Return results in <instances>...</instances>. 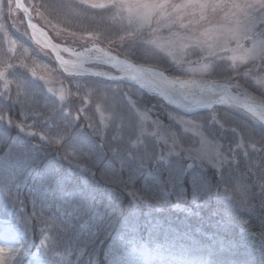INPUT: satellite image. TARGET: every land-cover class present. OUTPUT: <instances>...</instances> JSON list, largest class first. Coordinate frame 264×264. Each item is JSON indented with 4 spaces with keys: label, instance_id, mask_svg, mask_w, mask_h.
<instances>
[{
    "label": "snow or ice",
    "instance_id": "1",
    "mask_svg": "<svg viewBox=\"0 0 264 264\" xmlns=\"http://www.w3.org/2000/svg\"><path fill=\"white\" fill-rule=\"evenodd\" d=\"M83 8L100 9L97 5L104 3V0H77ZM82 9L72 6L68 0H31L29 8L30 15L27 18V28L21 32L28 38L40 51L50 54L56 62L55 68H50L48 64L39 61L33 54V49L26 44L21 43L10 34H5L0 38V98L5 101L11 100L13 103L21 104V115L26 116L24 105L33 102L35 90H30L28 82L18 77L16 69H25L34 78L44 81L47 91L60 101L57 109L59 119L65 123L71 124L79 119V115H84L85 120L89 121V126L95 128L91 117L85 113L87 106L95 102V110L99 115L101 127L96 131L103 137V129L108 126L110 121L123 120L120 112L116 111L114 106L107 103L108 100L121 93L125 88L122 82L136 79L138 83L152 95H162L169 105L177 109H182L185 113H194L200 109L209 110V124L213 122L219 124L221 128L224 123L218 118L219 108L224 106L233 109L242 115L247 116L253 123L264 126V110L255 115L252 111L255 101L251 93L244 88V84H233L230 81H206L185 82L181 87L174 88L167 85L155 77L136 71L133 67L119 62L112 54L98 49L95 44L89 43L93 40V33L84 24V17L81 15ZM91 19V18H89ZM162 19L172 24L181 19L179 14L170 15L164 13ZM80 21L83 26H73L72 21ZM21 31V29H17ZM49 30L59 37L62 41H84L83 46H76L75 43H56L49 35ZM255 59L264 56V46L257 45L252 51ZM257 71H264V65H255ZM59 73H63L62 80ZM247 77H245V82ZM110 82V83H104ZM73 85V88L67 87V84ZM87 87V91L84 90ZM237 88L242 90L237 91ZM70 97H76L82 101L79 107V114L73 110L64 107L65 102ZM127 107L135 112L137 117V127L141 133L147 131L146 123L150 120L149 111L140 110L138 101L131 95L125 96ZM71 107V105H69ZM170 120L180 125L184 132H191L193 136L199 137L198 146L196 142L187 148L183 147L177 134L174 131L165 132L158 120H153L154 131L151 135L157 139L163 140L167 145L169 137L171 144L165 155L142 157V162L153 160L154 165H163L170 162V157H178L181 154H187L188 158L194 163L200 159H207L209 162H215V166L220 167L222 163H227V156L221 152L219 143L205 136L201 130L204 125L196 119H185L183 116L168 113ZM0 125L11 127L15 125L21 133L31 128V125L25 126L23 123L16 122L13 117L8 115V111L0 105ZM232 132H237L233 127ZM28 136L35 133L27 131ZM45 137L41 136L43 140ZM60 139L56 143H60ZM83 139L80 135L73 136L69 143L74 153L78 152L83 146ZM235 149H244L243 139L235 144ZM117 152V148L112 149ZM235 152H233L234 155ZM191 170L190 183L192 186V200L198 201L202 192L198 187V181L203 177L194 168V164H189L187 169H182L178 176L169 177L170 182L176 183L181 180L186 172ZM0 192L9 197L11 207H0V234L11 236L15 246H4L0 244V262L2 264H24V259L28 258V264H33L31 259L30 245L32 241L27 236L28 226L33 218L37 217L42 207L47 206L56 200H65L66 198H76L78 209H83L89 214V220L81 224L79 230L85 231L91 229L95 221V214L92 213L86 204L83 195L75 192H65L62 185L49 191L43 184L30 190L29 200L32 203L33 211L29 215L25 211V201L21 198V186L16 182V175L11 171L0 170ZM184 195L181 190V196ZM59 216L54 215L47 226V230L40 228V240L38 248L49 257L52 264H57V255L53 253L67 248V252L59 254L61 264H69L72 257V249L69 242H63V234H66L72 227L70 220L65 219V214L59 208ZM245 224L247 221H243ZM23 226V227H22ZM264 236V233L261 234ZM78 237V236H77ZM83 255V250L77 254L74 264H79V259Z\"/></svg>",
    "mask_w": 264,
    "mask_h": 264
},
{
    "label": "clouds",
    "instance_id": "2",
    "mask_svg": "<svg viewBox=\"0 0 264 264\" xmlns=\"http://www.w3.org/2000/svg\"><path fill=\"white\" fill-rule=\"evenodd\" d=\"M97 7L103 10L99 23L83 22L93 33L89 43L136 71L174 88L193 80L230 81L244 84L247 90L246 85L264 92V71L255 68V65H264V56L255 59L252 55L257 45L264 46V0H104ZM164 13L179 14L181 19L168 24L162 19ZM81 15L85 17L87 13L82 10ZM72 23L83 26L80 21L73 20ZM73 43L80 47L85 42L68 44ZM122 83L125 88L120 90L121 93L135 97L139 106L143 105L142 98L146 95L157 98L155 108L165 109V105H169L162 95H152L135 78ZM84 90L87 91V87ZM251 95L255 101L252 109L255 115L264 110V96ZM143 110L150 112L152 108L145 105ZM257 144L252 143L249 147L253 151L264 150V144L259 147ZM196 162L201 166L215 165L207 159ZM237 163L236 156L232 155L229 170L235 169ZM22 172L23 169H18L12 173L17 179ZM218 175L222 179L221 173ZM246 179V175H238L235 187L247 194L244 201L247 210L256 211V205L251 203L256 196L261 198L260 208L264 209V175L254 179L255 193L251 191L252 185L244 182ZM44 187L49 191L55 189L49 188L47 183ZM86 204L92 211L93 206ZM78 210L88 214L83 209ZM53 216L47 214L44 206L35 220L47 230ZM95 227L96 231H90L87 238L76 237L69 241L72 249L69 264H74L81 249L83 255L79 264H116V250L125 248V241L117 234L98 245L99 225ZM144 241L151 251L123 264H227L228 261V252L221 249L217 238H208L198 231L189 230L187 234L177 236L163 229L152 232L151 236L146 234ZM66 252L67 248L52 255ZM237 264L246 262L237 260ZM259 264H264V259Z\"/></svg>",
    "mask_w": 264,
    "mask_h": 264
},
{
    "label": "trees",
    "instance_id": "3",
    "mask_svg": "<svg viewBox=\"0 0 264 264\" xmlns=\"http://www.w3.org/2000/svg\"><path fill=\"white\" fill-rule=\"evenodd\" d=\"M92 14L94 15V13ZM94 16L97 17L89 19V17L85 16L84 18L89 19L86 21L89 24L99 23V18L102 15ZM49 34L54 41L61 43L51 30H49ZM33 51L35 57L42 61H48L45 52L40 51L36 46ZM15 74L27 82L33 81L31 75L25 69L18 68ZM59 76L64 78L63 73H59ZM33 86L35 87L30 89L35 90L33 102L24 105L26 116L21 115L20 103H13L11 100L5 101L0 98V105L8 111V115L13 117L16 122L23 123L25 126L31 125L30 129L27 127L26 129L35 133L36 136L34 135L32 142L35 143L37 148L29 150L28 147H24L25 145L19 143V137L23 134L15 125L11 127L0 125V170L14 172L18 169H23V172L16 179V182L21 186V191H24L26 187H32V180H38L40 176L48 175L57 184L62 185L63 189L67 188V191L71 190V192L83 195L85 201L89 197V204L99 209L101 213L99 215L95 213L96 218L91 229L81 232L79 227L89 220V214L78 212L77 217L81 219L80 222H72V227L66 233V236L71 240L77 236L87 238L90 231H96L95 225L97 224L99 225V233L96 238L98 245L101 241L107 242V239L117 234L125 243L136 240L146 245L144 241L146 234L151 236L152 232H160L163 229L166 233H174L159 225L161 224V212L175 211L172 208L174 192H170L169 187L160 180L162 176L157 180V173L165 175V165L160 166L158 171L154 172L156 174L149 175L142 169V166L137 165L132 159L125 156L124 152L117 151L114 154L118 155L114 157L107 147L113 149L119 148V146L115 147V144H106V141L113 140V135H107L103 139L101 134L96 131L98 126L95 125V128L90 127L89 121L85 120L82 114L73 123H65L59 119L57 111L60 101L49 93L42 83L34 82ZM144 97L148 101H157L155 97L150 98L147 95ZM112 101L117 103L118 100L112 98ZM64 107L79 114V108H68V105H64ZM85 113L91 117L92 123L95 124L98 121L95 110L93 111V109L89 108ZM204 114L207 113L205 112ZM253 128L260 131L257 127ZM108 131L112 133L111 130ZM76 135H80L84 141L83 146L79 150L83 151V153L79 156L84 167L88 169L83 173L88 177V184H81L80 180L66 181L62 179V182L56 180L57 176L54 167L58 168L57 166L61 164L62 170L67 169L68 164L65 163L67 161L65 159L69 158L68 150H72L69 143L71 138ZM41 136L45 138L42 140ZM60 137H63V139L58 144L56 140L60 139ZM236 158L238 163L235 169L229 170L227 166L220 170H209L210 174L203 176V181L200 180L198 182L207 183L210 180L214 182L215 192L206 194L208 199L206 202L200 206H194L189 213H177L175 211V214H183L177 216L186 218L189 230L198 231L206 237L208 235L215 236L222 238L224 241L231 240L230 242L236 243V245L243 244L254 249H260L262 259H264V236L261 235L264 233V209L260 208L261 198L259 196L253 197L251 203L256 205V211L250 212L244 204L247 194L237 191L235 187L238 175L244 174L247 177L244 182L252 185L251 191L253 193L257 191L254 179L264 175V150L250 151L248 156L245 157L239 152ZM102 168L112 171L113 176L117 180L123 178H125L124 180H131L135 188H138L143 181H146L149 189L157 193L159 204H156L161 207L160 210L156 207L150 208L151 211L159 213L157 222L154 219L147 221L148 219L144 218L143 220L138 217H143L142 214L133 213L135 208L131 197L124 190L113 186L105 180L100 171ZM218 172L221 173L222 179L219 177ZM90 187L98 189V191H94L93 196H88ZM191 187L190 178L187 175L184 188L188 190L189 194ZM188 197L190 198V195ZM8 203L11 202L7 196L0 192V207L7 206L10 208ZM228 217H232L233 220L228 221ZM69 220L71 221V219ZM226 220L231 224H228ZM239 220L242 224L237 222ZM243 221H247V223L245 224ZM173 223L174 226H179L176 222Z\"/></svg>",
    "mask_w": 264,
    "mask_h": 264
},
{
    "label": "rangeland",
    "instance_id": "4",
    "mask_svg": "<svg viewBox=\"0 0 264 264\" xmlns=\"http://www.w3.org/2000/svg\"><path fill=\"white\" fill-rule=\"evenodd\" d=\"M24 1L28 2L29 6L31 5V0ZM68 2L74 7L81 8L84 12L87 13V17L89 18H96L97 16L94 15L98 14L103 15L102 9L83 8L78 4L77 0H68ZM92 13H94V15ZM84 20L88 21L89 19L84 18ZM26 28L27 27L25 25L23 16L14 6V0H0V38H3L5 34H10L21 43L26 44L34 50L35 45L32 44V42L28 40L27 37L21 34L23 30H26ZM17 29H21V31H18ZM57 39L61 41V43L71 42L70 40L62 41L59 37H57ZM46 56L48 57V61H42L41 59H38L37 57L36 58L39 61L48 64L50 68H55L56 63L51 55L48 54ZM31 78L33 79V81L28 82L30 89H32V87H35L33 86L34 82H40L42 83V85H44V81L40 80L39 78H34L32 76ZM61 79L63 80L64 78ZM67 87L71 89L73 88V85L68 83ZM246 87H248L249 92H251L253 95L258 97L264 96V92H261L259 88H254L247 85ZM149 97L154 98L152 96ZM112 98L114 100H118L117 103L112 101ZM142 99L143 105L140 106V110H143V106L145 105L149 108H152V111L149 112L150 120L146 123L147 131L143 133L139 131L137 127V117L135 116V112L128 109L126 99L123 98V93H120L116 96L111 97L107 103L114 106L115 110L121 113V115L123 116V120L110 121L108 123V126L103 129V139H105V136L107 135H113V140L106 141V144H115V147L119 146V148H117V151L124 152L125 156L132 159L137 165L142 166V169L149 175L156 174L154 172L158 171L160 166L165 165V175H163L162 173H157L156 175L158 176V178H156L157 180H159V178H161L162 176L160 180H162L164 184L169 187L170 192H174L175 196L173 198L172 208L177 213H189L192 211L194 206H200L201 204L206 202L208 200L206 194L215 192V186L212 180L208 181L207 183H198V187L200 188L202 195L198 199V201L194 202L191 196L192 187L190 190V194L188 190L184 188L186 176L189 175L190 178L191 170L186 172L183 178L176 183L170 182V176H178L182 169H187V166L189 164H194V168L200 173L202 177L205 175H209V170H220L223 167H227L228 163L230 162L231 156L233 155V152H235V156H237L240 152L245 157L248 156L250 151H253L249 147L250 144L258 142V147L260 144H264V129L253 125L248 120L236 115L231 111L226 110L225 108L218 107V118L222 123H224V127L221 128L219 124H215L214 122L212 124L208 123V121L210 120L209 110L206 111L207 114H204L205 112H202L199 114L188 116L174 110L168 105H165V109L155 108L153 107V105L156 104V101H148V99L146 100L145 97H143ZM80 104H82V101L78 100V98L76 97H70L69 100L65 102V105H68V108H79ZM69 105H71V107H69ZM89 108L93 109L94 111L95 102L90 103L85 111H87ZM169 112H172L179 116H183L185 119H196L199 123L203 124L204 127L201 130L209 139H212L215 142L219 143L221 152L229 158L228 162L222 163L220 167L212 164H205L204 166H201L198 162L194 163L191 159L188 158L187 154L183 153L178 157H170L169 163L159 166L154 165L153 160L142 162V157L151 156L154 159L156 156L165 155L168 151L169 145L171 144L170 137L168 144L166 145L163 140H159L156 136L151 135V133L154 131V126L152 124L153 120H158L160 122V125L162 126V130H164L165 132H176L177 138L180 140L183 147L187 148L191 146L193 144V141H195L196 146H198L199 137L193 136L191 132H184L183 128L180 125L176 124L175 121L170 120L168 115ZM96 117L98 118V121L95 123V125H97L99 129L101 127L99 123V115L97 114ZM252 126L255 128H259L261 132L259 130H255ZM233 127L237 129V132H232L231 129ZM108 130H111L112 133ZM27 131L29 130L26 129V131L22 133L23 135L19 137V143L21 145H25L24 147H28L29 150L36 149L37 147H35V143L32 142V138H34V135L28 136L26 134ZM241 139H243L244 149H235V144L238 143ZM107 148L109 149V152L113 153L114 157L118 155L114 154L115 152H113L112 148ZM82 153L83 151L74 153L73 149L68 150L69 158L65 159L67 160L65 163L68 164L67 169L62 170L61 164L57 166L58 168L54 167L57 176L56 180H59V182H62V179H65L66 181L80 180L81 184H88V177L83 174L84 171L88 169L84 167L81 157L79 156ZM245 153H247V155H245ZM100 171L105 180H107L113 186L119 187L120 189L124 190L131 197V199L133 200V206L135 208L133 213L138 212L139 215L142 214L143 217H138L143 220L144 218L148 219L147 221L154 219L157 222L159 213L151 211L150 208L156 207L158 210H160L161 207L156 204L158 203L156 195L157 193L149 189V186L146 185V181H143L142 185H140L138 188H135L134 183L131 180H124L125 178L117 180L113 176L112 171H110L109 169L102 168L100 169ZM41 177L42 176H40L38 180H32V187H26L24 191H21V198H23L25 201V211L29 215H31L33 211L32 203L29 200L30 190L37 186H40L41 184L44 185L45 183H47V186L49 188L57 187V182L52 180L51 176L46 175L43 177L44 179H40ZM181 190H183L184 192L183 196H181ZM64 191L71 192V190L67 191V188H64ZM94 191H98V189L90 187L88 196H93ZM189 195L190 198L188 197ZM7 198L9 200L8 196ZM86 202L89 204V197L88 199H86ZM8 204L11 207V203ZM76 204V198H66L65 200H56L55 202L45 206V208L49 216H59L60 212L57 210L59 208L65 214V219H71V223L77 221L80 222L81 219H78L77 213L81 211L78 210ZM175 211H168L163 213L161 212V224L159 225L179 235L187 234L189 229L186 218L178 217L177 215L183 214H175ZM91 212L98 215L101 213V211H99V209L95 208L94 206L92 207ZM227 219L228 221L233 220L232 217H228ZM173 222H176L179 226H174ZM237 222L239 224H242L240 220ZM227 223L231 224L230 222ZM40 228L41 226L38 225L35 218H33L30 225L28 226L27 231V236L32 241V245H30V252L33 254L31 259L33 260V264H50L48 257L38 248L40 240ZM211 237L213 236L208 235V238ZM70 240L71 239H69L66 234H63V242H69ZM230 241H224L222 238H217V242L220 244L221 249L228 252L227 264H237V260L245 261L246 264H259V261L262 259L260 249H254L243 244L236 245V243H232ZM0 244H3L4 246H15V243L11 236H6L3 234H0ZM126 245L127 246L125 248H118L116 250V264H123L124 261L134 260L137 255H144L151 251V249H149L143 242H139L136 240H132L129 243H126ZM141 245L142 247H140ZM0 264H2V262H0ZM24 264H28V258L24 259ZM57 264H61L58 255Z\"/></svg>",
    "mask_w": 264,
    "mask_h": 264
},
{
    "label": "water",
    "instance_id": "5",
    "mask_svg": "<svg viewBox=\"0 0 264 264\" xmlns=\"http://www.w3.org/2000/svg\"><path fill=\"white\" fill-rule=\"evenodd\" d=\"M14 6H15V8L20 12V14L23 16V18H24V20H25V25H26V27H27V23H26V21H27L28 16L30 15V13H29V7L26 6L24 0H14ZM168 106H170V107H172L173 109H175L176 111H178V112H180V113H182V114H184V115H188V116L195 115V114H199V113H202V112L206 111V109H200V110H197V111L194 112V113H185L182 109H177V108H175V107L172 106V105H168ZM219 107H221V108H225L226 110L231 111V112L235 113L236 115L241 116V117H243L244 119L248 120V121L251 122L253 125H255V126H257V127H260V128H262V129H264V126H260V125H258V124L253 123L252 120H250L247 116L242 115V114L236 112L235 110L228 109V108L223 107V106H219Z\"/></svg>",
    "mask_w": 264,
    "mask_h": 264
},
{
    "label": "bare ground",
    "instance_id": "6",
    "mask_svg": "<svg viewBox=\"0 0 264 264\" xmlns=\"http://www.w3.org/2000/svg\"><path fill=\"white\" fill-rule=\"evenodd\" d=\"M217 107H219V106H217ZM224 107V106H223ZM233 110V109H232ZM239 113V112H238ZM241 114V113H240Z\"/></svg>",
    "mask_w": 264,
    "mask_h": 264
}]
</instances>
